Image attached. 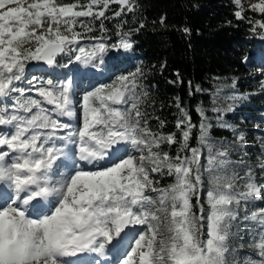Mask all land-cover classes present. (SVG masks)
<instances>
[{"label": "snow or ice", "instance_id": "6c2138e0", "mask_svg": "<svg viewBox=\"0 0 264 264\" xmlns=\"http://www.w3.org/2000/svg\"><path fill=\"white\" fill-rule=\"evenodd\" d=\"M114 4L119 10L107 16ZM234 4L244 19L241 0ZM134 10L135 0H0V264H241L232 243L241 221L259 257L243 264H264V207H255L264 203L255 172L264 175V145L255 166L246 153L233 160L244 132L215 139L207 116L232 128L223 114L243 96L224 97L233 102L224 108L197 105L198 124L177 98V131L164 133L146 118L139 66L78 91L79 66L103 75L109 52L133 49L145 21L124 31L122 20L115 42L105 21ZM250 10L264 14V0ZM255 25L264 29V21ZM33 62L73 68L62 78H29ZM225 87L235 81L216 100ZM165 145H178L175 155ZM158 177L172 179L162 185Z\"/></svg>", "mask_w": 264, "mask_h": 264}, {"label": "trees", "instance_id": "16d2710c", "mask_svg": "<svg viewBox=\"0 0 264 264\" xmlns=\"http://www.w3.org/2000/svg\"><path fill=\"white\" fill-rule=\"evenodd\" d=\"M242 5L245 18L237 19L234 16L237 10L234 0H135L133 12L105 21L112 42L116 41L117 25L122 20L126 21L124 31L136 29L141 20L145 21V27L134 31L131 36L133 49L109 52L105 57L107 68L103 70L104 74L100 75L96 71L90 78L85 75L82 79L84 87L90 90L97 83L106 82L113 72H131L137 66L141 67L146 72L145 83L149 91L144 105L147 108L146 118L153 131L164 133L177 131V98L181 107L189 111L192 123L198 124L200 116L196 112L197 105L202 104L207 109L224 108L233 104L224 97L234 93L243 96V99L234 103L233 111L223 114V120L232 128L220 127L217 113L207 112L213 125L211 136L233 141V130L237 134L244 132L245 147L240 149V153H233L232 159H239L240 154L246 153L244 158L253 166L257 165L261 145H264V29L256 26L255 21H264V14L250 10V6L244 3ZM118 10L119 5H111L106 15L113 16ZM99 23L96 21L97 28ZM185 28L189 31L185 32ZM91 35L99 36L101 33L95 31ZM63 62L66 63L67 58ZM35 63L26 69L29 78L32 75L45 79L50 75L62 78L64 73L73 68V65L67 69L58 68V72L52 74L51 70L38 72L31 69L30 66ZM233 81L235 88H223L221 99L216 100V90L231 85ZM197 85L202 91H196ZM160 120L165 122L162 129ZM196 135L194 130L190 141L192 146L196 145ZM177 147L172 145L169 149L165 145L164 150L175 155ZM238 171L243 174V169ZM255 172L258 180H264L259 168H255ZM158 179L164 185L170 183L172 178ZM255 207H264V203L257 202ZM251 210L252 205H249ZM245 228H251V225L241 221L239 229H233L234 232H240L232 243L238 249L236 258L241 264L245 257L259 258L256 251L248 246L251 237L245 234ZM240 244L245 247L240 249Z\"/></svg>", "mask_w": 264, "mask_h": 264}, {"label": "rangeland", "instance_id": "374dc122", "mask_svg": "<svg viewBox=\"0 0 264 264\" xmlns=\"http://www.w3.org/2000/svg\"><path fill=\"white\" fill-rule=\"evenodd\" d=\"M241 2L246 4V5H248V6H250V5L258 3L259 0H241ZM122 51H124V50H122ZM260 57L262 58V56H260ZM48 70H52L53 71V69H50V68ZM77 72L80 74L79 78H76L77 76L75 77L76 81L78 79V81H77V89L80 92V94H83L84 84L82 82V79H84V78H83L82 74L84 72L87 73L88 74L87 76L89 78L90 76L95 75L96 70L95 69L86 68L85 71H82V72L81 71H77ZM77 99H79V96L77 97ZM5 102H7V101H5ZM77 107H78V105H77ZM64 119H65L66 122H75L74 120H69L68 118H64ZM134 227L138 228L139 226H134Z\"/></svg>", "mask_w": 264, "mask_h": 264}]
</instances>
